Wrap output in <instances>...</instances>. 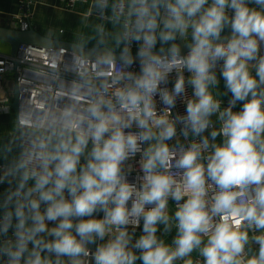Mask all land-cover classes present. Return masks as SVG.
I'll return each mask as SVG.
<instances>
[{
    "label": "clouds",
    "instance_id": "1",
    "mask_svg": "<svg viewBox=\"0 0 264 264\" xmlns=\"http://www.w3.org/2000/svg\"><path fill=\"white\" fill-rule=\"evenodd\" d=\"M93 10L63 102L0 141V264H264V0Z\"/></svg>",
    "mask_w": 264,
    "mask_h": 264
},
{
    "label": "built area",
    "instance_id": "2",
    "mask_svg": "<svg viewBox=\"0 0 264 264\" xmlns=\"http://www.w3.org/2000/svg\"><path fill=\"white\" fill-rule=\"evenodd\" d=\"M68 8L77 1L60 0ZM30 0H18V13L13 16L14 23L21 30L30 25ZM77 58L65 48L50 49L31 45H20L15 55L0 52V80L5 79L10 88L16 81L18 88L17 129L41 119L46 112L63 101L57 100L56 89L71 83L76 78ZM226 101V100H225ZM6 101L0 110L10 108ZM183 112V107L179 106Z\"/></svg>",
    "mask_w": 264,
    "mask_h": 264
},
{
    "label": "crops",
    "instance_id": "3",
    "mask_svg": "<svg viewBox=\"0 0 264 264\" xmlns=\"http://www.w3.org/2000/svg\"><path fill=\"white\" fill-rule=\"evenodd\" d=\"M92 0L77 1L68 8L60 0H30V25L42 36L55 40L76 41L80 34L89 36L93 34L95 26L105 23L111 30V24L102 21L99 13L93 10L91 15H86L91 8ZM18 0H0V25L17 27L13 16L18 13ZM95 41H90L86 47H94ZM10 46L0 40V52L9 53ZM223 88V81H221ZM13 89L5 79L0 80V104H10ZM227 100V98H225ZM16 129L15 114L13 110H0V141L7 138L8 134ZM139 233V229L137 230Z\"/></svg>",
    "mask_w": 264,
    "mask_h": 264
},
{
    "label": "water",
    "instance_id": "4",
    "mask_svg": "<svg viewBox=\"0 0 264 264\" xmlns=\"http://www.w3.org/2000/svg\"><path fill=\"white\" fill-rule=\"evenodd\" d=\"M0 40L4 41L10 46L9 53L11 55H15L17 48L20 45H31L37 47L50 48V49L65 48L70 53H73L71 46L72 44H74V42H70L67 40H55V39L46 38L41 34H39L32 26H30L25 30H21L18 28L0 25ZM44 41H48V43H44ZM87 48L91 49L92 47H87ZM17 105H18V88L15 81L13 84V97L9 104L15 116L17 115Z\"/></svg>",
    "mask_w": 264,
    "mask_h": 264
},
{
    "label": "bare ground",
    "instance_id": "5",
    "mask_svg": "<svg viewBox=\"0 0 264 264\" xmlns=\"http://www.w3.org/2000/svg\"><path fill=\"white\" fill-rule=\"evenodd\" d=\"M3 42V41H2Z\"/></svg>",
    "mask_w": 264,
    "mask_h": 264
}]
</instances>
